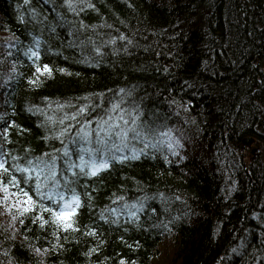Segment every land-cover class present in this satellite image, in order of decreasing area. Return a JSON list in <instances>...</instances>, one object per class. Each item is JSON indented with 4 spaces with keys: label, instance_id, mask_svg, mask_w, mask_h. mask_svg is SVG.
I'll return each mask as SVG.
<instances>
[{
    "label": "trees",
    "instance_id": "1",
    "mask_svg": "<svg viewBox=\"0 0 264 264\" xmlns=\"http://www.w3.org/2000/svg\"><path fill=\"white\" fill-rule=\"evenodd\" d=\"M0 163V264H264V0H0Z\"/></svg>",
    "mask_w": 264,
    "mask_h": 264
},
{
    "label": "rangeland",
    "instance_id": "2",
    "mask_svg": "<svg viewBox=\"0 0 264 264\" xmlns=\"http://www.w3.org/2000/svg\"><path fill=\"white\" fill-rule=\"evenodd\" d=\"M255 153H256L255 150L252 149L251 150V154H255ZM249 154H250V151H249ZM0 196L1 197H4V195L2 193H0ZM6 197H8L10 199V201L14 202L17 205L23 206L24 204H26L23 200L18 201V200L13 199V198H11L9 196H6ZM5 217H6V210H4L2 208V206H0V220L1 219H4L5 220ZM7 221H9V220H7ZM4 224L6 225V224H8V222H5ZM9 225H12L13 226L14 224H13V222H10L8 224V228H10ZM13 227H11V229H14ZM168 249L169 248L167 246L161 245V247L158 249L159 250V254H157V256L154 258V260L152 261L151 264H170L169 263V260L171 259V257L173 256V254L171 252V249H169V250Z\"/></svg>",
    "mask_w": 264,
    "mask_h": 264
},
{
    "label": "snow or ice",
    "instance_id": "3",
    "mask_svg": "<svg viewBox=\"0 0 264 264\" xmlns=\"http://www.w3.org/2000/svg\"><path fill=\"white\" fill-rule=\"evenodd\" d=\"M37 71H39V69H37ZM45 72H48L49 69L45 68L44 69ZM3 167V164L0 163V168ZM107 167V164L106 163H102L99 168H94L93 172H92V175H96V172L100 170V168H105ZM83 171V169H81ZM5 171H7V169H5ZM5 191H7V187H5ZM29 202H30V198H29ZM75 203H79L78 201H75ZM65 207H68L67 205ZM25 211H27V209H25ZM71 225H66V227H70Z\"/></svg>",
    "mask_w": 264,
    "mask_h": 264
},
{
    "label": "water",
    "instance_id": "4",
    "mask_svg": "<svg viewBox=\"0 0 264 264\" xmlns=\"http://www.w3.org/2000/svg\"><path fill=\"white\" fill-rule=\"evenodd\" d=\"M243 143H246V141H243Z\"/></svg>",
    "mask_w": 264,
    "mask_h": 264
}]
</instances>
